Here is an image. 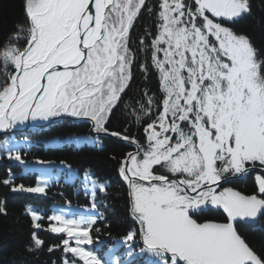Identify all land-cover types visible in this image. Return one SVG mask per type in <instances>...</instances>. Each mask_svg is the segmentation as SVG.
Masks as SVG:
<instances>
[{
	"label": "snow or ice",
	"instance_id": "snow-or-ice-1",
	"mask_svg": "<svg viewBox=\"0 0 264 264\" xmlns=\"http://www.w3.org/2000/svg\"><path fill=\"white\" fill-rule=\"evenodd\" d=\"M22 12L0 35V134L73 121L94 134L77 145L130 148L109 159L135 225L100 254L98 194L110 182L86 170L89 214H72L70 200L47 216L27 206L28 251H60L62 264H264V248L240 231L264 221V48L237 28L251 0H22ZM144 15L153 23L134 39ZM137 71L145 82L155 74V91L129 96ZM117 112L126 123L113 129ZM24 139L0 140V159L36 173L34 185L11 170L0 185L45 194L60 177L74 183L65 160L29 161ZM249 179L250 192L237 186Z\"/></svg>",
	"mask_w": 264,
	"mask_h": 264
},
{
	"label": "trees",
	"instance_id": "trees-1",
	"mask_svg": "<svg viewBox=\"0 0 264 264\" xmlns=\"http://www.w3.org/2000/svg\"><path fill=\"white\" fill-rule=\"evenodd\" d=\"M251 3V16L243 19L237 28L245 32L256 47L264 48V0H251ZM22 17V0H0V35L7 33L13 24L20 21ZM152 23L147 15L142 16L137 24V30L133 33V38L138 39L140 35H143L144 27L150 26ZM131 87L132 91L129 96L133 97L142 94L145 87L155 91L157 88L155 74H152L145 82L142 74L137 71ZM125 123L120 112H117L112 120L111 128L120 129ZM25 135L31 142L27 157L29 161L35 159L57 162L65 160L75 170L74 183H68L64 177H60L59 182H53L51 188L46 189L45 194L13 193L0 185V203L6 207L7 211V215L0 214V264H52L53 261L56 264H62L60 251L49 253L46 248L44 251H28L31 246L32 229L26 207L31 206L37 212L47 216L59 211L62 207H65L66 210L65 201L70 200V209L73 214L88 215L91 197L85 195L82 179L86 170L92 173L93 179H97L99 182H110L107 189L108 195L98 194L99 199L103 201L99 211L106 217L105 220L98 221L97 224L102 229V234L99 237L102 246L99 248V252L101 255L107 253L114 242L119 241L135 226L128 214L126 188L116 174L115 164L109 159L110 154L122 153L131 149L114 143L113 138L104 139L101 147L93 144L77 145L72 142L76 138L94 134L90 133V126L87 123L73 121L43 132H30L12 135V137L20 145H24ZM54 138L59 147H50ZM33 167L39 168L40 166L33 164ZM9 170L17 175L16 183L34 185L37 179L36 173L21 176L22 167L18 163L0 159V179L6 178ZM237 186L243 191L250 192L252 181L250 179L247 182L241 181ZM105 224L110 226L105 227ZM240 231L254 247L264 248V221L257 222L254 226L241 224ZM40 237L46 241V245L58 243L55 234L41 232ZM117 247L119 253L124 251L118 244ZM137 264H141V261H137Z\"/></svg>",
	"mask_w": 264,
	"mask_h": 264
},
{
	"label": "water",
	"instance_id": "water-1",
	"mask_svg": "<svg viewBox=\"0 0 264 264\" xmlns=\"http://www.w3.org/2000/svg\"><path fill=\"white\" fill-rule=\"evenodd\" d=\"M27 132V131H35V130H30V129H28V128H22V129H20V130H16V131H14L13 133H19V132ZM12 133V134H13ZM3 137H5L3 134H0V138H3ZM249 224H251V223H249Z\"/></svg>",
	"mask_w": 264,
	"mask_h": 264
},
{
	"label": "rangeland",
	"instance_id": "rangeland-1",
	"mask_svg": "<svg viewBox=\"0 0 264 264\" xmlns=\"http://www.w3.org/2000/svg\"><path fill=\"white\" fill-rule=\"evenodd\" d=\"M83 179V182H84V185H85V183H87L85 180H84V177L82 178ZM90 186V185H89ZM66 210H68V209H66ZM71 210V209H70ZM73 211L71 210V213H72ZM73 214V213H72Z\"/></svg>",
	"mask_w": 264,
	"mask_h": 264
}]
</instances>
